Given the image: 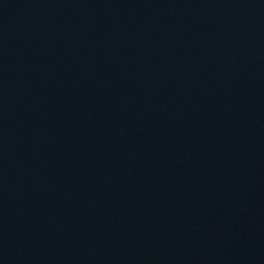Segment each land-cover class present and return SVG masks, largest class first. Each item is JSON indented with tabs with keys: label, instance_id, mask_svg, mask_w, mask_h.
<instances>
[{
	"label": "water",
	"instance_id": "95a60500",
	"mask_svg": "<svg viewBox=\"0 0 264 264\" xmlns=\"http://www.w3.org/2000/svg\"><path fill=\"white\" fill-rule=\"evenodd\" d=\"M0 264H264V0H0Z\"/></svg>",
	"mask_w": 264,
	"mask_h": 264
}]
</instances>
